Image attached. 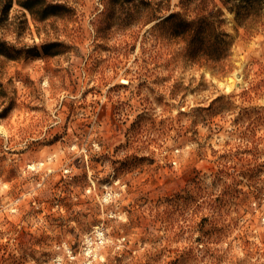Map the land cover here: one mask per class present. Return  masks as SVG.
<instances>
[{"label": "rangeland", "instance_id": "obj_1", "mask_svg": "<svg viewBox=\"0 0 264 264\" xmlns=\"http://www.w3.org/2000/svg\"><path fill=\"white\" fill-rule=\"evenodd\" d=\"M45 1L0 28V264H264V15L209 68L162 0Z\"/></svg>", "mask_w": 264, "mask_h": 264}, {"label": "trees", "instance_id": "obj_2", "mask_svg": "<svg viewBox=\"0 0 264 264\" xmlns=\"http://www.w3.org/2000/svg\"><path fill=\"white\" fill-rule=\"evenodd\" d=\"M13 3L37 20L57 15L56 9L61 6L45 0H0V28L8 19ZM178 7L179 10H170L166 0H162L157 2V7L150 4L143 10L148 22L156 21L151 30L159 26L168 28L171 37L185 42L188 59L209 68H216L231 54L232 41L221 27L223 9L232 13L237 25L247 32H256L263 24L264 0H178ZM5 46L6 42L0 39L1 54L7 53Z\"/></svg>", "mask_w": 264, "mask_h": 264}, {"label": "water", "instance_id": "obj_3", "mask_svg": "<svg viewBox=\"0 0 264 264\" xmlns=\"http://www.w3.org/2000/svg\"><path fill=\"white\" fill-rule=\"evenodd\" d=\"M237 76H238V74H237Z\"/></svg>", "mask_w": 264, "mask_h": 264}]
</instances>
